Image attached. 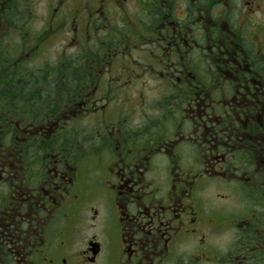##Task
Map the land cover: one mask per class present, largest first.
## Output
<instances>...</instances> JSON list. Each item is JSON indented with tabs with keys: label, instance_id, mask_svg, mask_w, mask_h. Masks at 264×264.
I'll use <instances>...</instances> for the list:
<instances>
[{
	"label": "flooded vegetation",
	"instance_id": "af4514ba",
	"mask_svg": "<svg viewBox=\"0 0 264 264\" xmlns=\"http://www.w3.org/2000/svg\"><path fill=\"white\" fill-rule=\"evenodd\" d=\"M0 264H264V0H0Z\"/></svg>",
	"mask_w": 264,
	"mask_h": 264
}]
</instances>
